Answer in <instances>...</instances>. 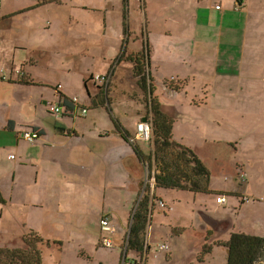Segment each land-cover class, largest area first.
I'll list each match as a JSON object with an SVG mask.
<instances>
[{
	"label": "rangeland",
	"instance_id": "obj_1",
	"mask_svg": "<svg viewBox=\"0 0 264 264\" xmlns=\"http://www.w3.org/2000/svg\"><path fill=\"white\" fill-rule=\"evenodd\" d=\"M83 0H76L82 2ZM14 6L12 0H0V12L2 16L9 14ZM33 18V17H32ZM31 25L19 17L13 25L6 22L0 24V40L9 39L4 43L6 49L0 48V71L4 69L6 74L15 65L20 69L23 64L19 59H13V53L16 52V46H45L47 49L42 53H37L38 63L36 66L27 65V70L33 75L36 81L46 82L44 87H24L9 85L7 81L0 82V194L5 201H0V248L16 249L23 245V235L30 229H36L40 232V227L44 228L43 235L51 236L53 240H59L62 243L61 250L46 249L43 255V264H129L133 260L134 255L128 254L124 259V246L126 235L129 234L131 213L134 208V202L137 199V193L132 181L122 172L127 167L125 161L121 163L120 168L117 167L115 161L125 153V150L133 153L128 145L122 146L121 149L116 148L111 143H107L109 151V159L107 154L99 156L104 159V168L99 167L97 177L90 182L87 177V171L79 164L80 159L84 155V151L80 146L71 148L70 145L75 143L82 144L86 148L92 147L93 143L99 140L91 138L93 126L103 123L106 126L112 125V121L108 119V112L102 114L95 113L91 110L87 117H63V113L57 115L53 113L52 107L59 106V98H56L57 92L52 88L56 83L66 86V94L69 98H78L83 105L89 99V93L85 88V81L88 80V89L91 95H94V84L98 88H103L105 84L96 82L89 76L90 72L106 73L99 65L97 57H93V53H85L86 57L81 56V62L84 59L89 61L87 69L77 70L74 67L80 63L74 62L72 55H82L81 48L77 41L72 42L69 50L63 53H57L55 42H58L59 36L64 32L66 27L71 31H75L71 25L61 26L50 18L44 19L42 14L34 12V19ZM50 23L52 27L46 24ZM48 23V24H49ZM17 27L19 28L17 30ZM85 29L86 26H79ZM59 35V36H58ZM44 40V41H43ZM98 37L92 35L90 42L96 43ZM95 49H90L91 51ZM41 49L37 50L40 51ZM23 52H18L20 57ZM26 56H24L25 58ZM209 66L205 68L190 69L197 75L200 91L199 100H204L205 105L193 107L195 111H200L201 121H195L192 130L185 131L190 134L185 142L204 145V163L207 161L208 167L212 170L211 186L219 192L228 189L231 186L235 190H242L248 186L240 187L235 178L230 174L231 165H226L225 159L235 161L241 167H247L248 171L254 170L257 173L263 171L264 168V114L257 115L255 112L251 114L238 113L234 110L236 100H221L216 94L225 91V87L237 88L236 81H246L245 78H262L264 69L250 68L245 65L241 71L237 65L226 66L221 60L220 67L218 62H209ZM25 68V67H24ZM156 74V72L154 71ZM3 74L0 72V77ZM241 75V76H240ZM240 76V77H239ZM8 76L6 75V78ZM218 77L222 83L215 85V78ZM239 77V78H237ZM111 82V79H110ZM136 82V81H135ZM176 84L180 82L174 80ZM233 85V87H232ZM137 86V84H136ZM138 88V86H137ZM141 92V90L138 88ZM161 90V89H160ZM107 91L106 94L110 95ZM141 92L135 93L148 103L149 112L151 104V96ZM177 93V92H175ZM193 95H180L179 99H170L174 103H178L182 108L191 100ZM140 98V99H141ZM197 98L192 99L198 101ZM118 103H122L123 111L128 108V100L119 95ZM166 103H171L164 99ZM47 103V104H45ZM105 102L103 106L105 107ZM225 104L233 110L225 109ZM241 109V106L239 107ZM164 111V109H163ZM215 111L219 113V117L223 121H219L215 117ZM80 112V111H79ZM165 112V111H164ZM166 113V112H165ZM82 116V115H81ZM150 116V115H149ZM145 115V119L149 117ZM191 119H193L191 117ZM11 122L16 124V129L10 128ZM147 122H149L147 120ZM34 124L37 128L45 130V137L31 143L26 140H20V134L32 132L28 124ZM150 123V122H149ZM150 133H152V125H150ZM35 128V127H34ZM59 128L76 129L80 137L75 139H63L59 135ZM136 130V129H135ZM176 135H181L176 129ZM193 135L194 137H191ZM65 140L67 145L64 146ZM46 141V142H44ZM221 142H231L236 144L235 153L233 147H225ZM24 144L26 146H24ZM35 144L41 145L39 150L33 148ZM20 146V147H19ZM19 149L25 156L34 159L42 156L46 160L53 161L59 159L68 168H62L67 175V180L56 179L53 176L54 162H45V168L41 170L39 167L24 164L16 172L13 170V164L10 162V155L18 157L17 162L21 163L24 156L19 155ZM217 149L218 153L213 151ZM229 152V154H228ZM230 152H232L230 154ZM148 155L149 151H145ZM221 154V156H218ZM223 157V161L218 158ZM136 165L137 160L132 158ZM132 161V162H133ZM255 162L256 166H251L250 162ZM230 161H227L229 163ZM126 165V166H125ZM56 169V170H58ZM146 174L145 186L149 185L154 188L155 180H150ZM220 170V171H219ZM37 171L40 172L37 179ZM75 171V174H74ZM126 173H135L134 169L126 168ZM219 173V175L217 174ZM15 176V183H14ZM46 178L54 180V186L46 185ZM258 181L252 176L250 184L252 189L256 187L262 190L261 185H257ZM158 196L166 197L167 202L175 209L173 212H163L165 208L159 204L164 203L158 200L154 221L152 224L151 238L153 242L164 243L169 247L167 252L159 255L158 259H154L153 253L156 248L152 249L149 255V264H226L228 251L226 248L214 245L211 253L205 256L204 262L198 261L200 257L199 243H204L209 238L203 235L200 242L197 243V237L191 233V230L203 227L210 230L212 240L228 241L232 233H237L241 229H246L250 234L264 238V208L259 212L251 214L248 207H241L236 211L231 208L229 203L238 204L235 197H224L228 202L225 209H219L216 204V198L207 194L197 196L199 200H203L206 204L205 208L200 207L199 203H194V197L189 206L185 202L175 201L172 198L171 190L159 188ZM133 198V199H132ZM171 199L173 203L169 200ZM259 205H263L262 202ZM255 206L250 210L252 211ZM185 211L183 216L179 210ZM112 214V217L108 216ZM219 214V219L226 223H231L229 231L222 230L214 225L216 223L215 215ZM178 216L179 226L187 229L181 237L171 236L170 227L173 223L169 218ZM104 218L110 219V229L113 234L103 233L101 231V222ZM113 218V221H112ZM172 220V219H171ZM53 221V223H52ZM214 222V223H213ZM176 225L177 223L174 222ZM52 225L55 228H52ZM59 225V226H57ZM111 239L112 248L104 247L105 239ZM203 240V241H201ZM209 243L211 239H208ZM152 242V241H151ZM152 244L155 246L156 244ZM149 245L150 242L148 241ZM171 250V251H170ZM171 252L173 258L168 261L166 255ZM148 264V263H147Z\"/></svg>",
	"mask_w": 264,
	"mask_h": 264
},
{
	"label": "crops",
	"instance_id": "obj_2",
	"mask_svg": "<svg viewBox=\"0 0 264 264\" xmlns=\"http://www.w3.org/2000/svg\"><path fill=\"white\" fill-rule=\"evenodd\" d=\"M12 1L14 6L9 14L2 16L5 19L3 22L8 21V23L15 25L14 22L19 17H22L28 25H31V21L34 19V12H37L42 14L44 19L50 18L51 21L56 22L60 27L64 26L66 23L67 25H71L73 28H76L75 31L72 32L70 28L66 27V29L63 30L64 32L60 36L58 35V42L54 41V47L57 48L56 52L63 53L71 51L69 50V46H71L72 42L77 41L81 46L78 50L84 52L82 55H72V59L75 60L74 62L78 63L80 61L74 68L77 70L87 69L90 65L89 61L84 59L81 62L82 58L80 57H86L85 53L91 52L94 55L93 57L95 59L97 57L98 62H100L99 66L107 72L96 74L90 72L89 76L91 78H94L96 75L110 76L111 82L109 81L108 86L104 85L103 87V92L106 93L107 90L111 92L109 101H106L105 107L98 106L96 98L101 90H99L95 84L93 86L95 90L94 95H91L83 105L88 110V114L91 110H98L94 111L98 114H102L103 111L107 113L105 110L107 109L109 111L107 113L108 119L112 121V125L106 126L103 123H98L93 126V129L90 130L93 132L91 138H97L99 142L93 143L92 147L86 148L84 145L77 143L70 145L71 148L80 146V149L84 151V155L80 159L79 164L83 167V170L87 171V177L90 182L97 177L100 171L99 167L104 168V159H101L99 156L107 154L106 159L108 160L110 158V153L107 150V143H111L118 149L125 146L120 135L114 130V123L116 122L117 125L119 124V126L127 129L128 134L134 137L137 123L143 121L145 115H150L148 103L145 102L143 98L135 95V93L139 94L141 92L138 90L133 73L129 68L132 67L134 69V65L124 63L127 61L128 57L137 56L146 51L149 52L147 65L150 70L151 78L154 80V87L156 88L155 97L159 98L166 114L175 120L174 141L177 144L192 149L202 161L205 153L204 145L197 144L196 140L193 144L188 143L185 142L184 139L190 135L185 133V131L192 130V125H195V121L200 122L202 119L200 118V111H195L192 108L205 105L203 99H198L200 97L199 90H203V88L199 87L197 75L190 69L208 67L210 65L209 62L213 60L218 62L217 67H220V61L222 60L225 63L224 65H237L236 67L239 68V70L241 69V71L244 70L245 65L250 68L262 67L264 69V0H83L82 2L66 0L62 5H45L39 8L35 7L40 0ZM48 23L49 22H47L46 25L49 28L52 27L50 23ZM83 25L86 26V28L80 29L79 26ZM18 29L17 27V30ZM92 35L98 37L96 43L90 42ZM8 39L9 37L0 40V48L6 49L4 43ZM92 48L95 49L91 51L90 49ZM39 49L41 50L37 51ZM14 50L16 52L13 53V59H19L23 64L21 68L33 78V75L26 67L27 65L32 67L37 65L38 60L36 54L46 51L47 49L45 46H16ZM18 52H23V55L18 57ZM123 54H125V59H122ZM24 56L26 57L24 58ZM15 67L16 66L13 65L10 68ZM174 80L185 84L184 90L180 93L172 92L170 89L164 88L163 86L165 81ZM244 80L246 81H236V85H238L237 88H231L229 90V88L225 87L224 92H220L216 95L219 99L224 101L228 99L236 100L234 110L242 115L251 114V112H255L257 115H263L264 74L262 78L249 77ZM36 82L46 86V82L44 81ZM218 83H222V81L216 77L215 85L217 86ZM60 85L62 86V84ZM66 89V86H62L61 91L62 94L67 96ZM183 94L187 97L191 94L193 95L191 100L197 98L198 101L196 102L193 100L192 102L189 100L188 103L184 104V106H188V108H182L178 103H174L170 100L179 99V96ZM119 95L128 100V108L125 111H123L121 106L122 103H118L117 101ZM69 99L71 100V98ZM164 99H167L171 103H166ZM59 104L60 102L58 105ZM240 106L241 109L239 108ZM225 109L233 110V108H229L227 104H225ZM77 115L82 118L88 116H83L81 111H78ZM191 117L193 119H191ZM215 117L219 119V121H223L216 111ZM28 125L29 127L37 128L32 123ZM11 126L16 129V124L14 122H11ZM61 129L75 132L76 137H80L76 129ZM176 129L181 133L179 137L176 135ZM40 130L44 133L42 137H45V130ZM59 135H61L60 141L63 139H75L65 138L61 132H59ZM21 137L23 136L21 135ZM191 137L194 136L191 135ZM229 143L231 142H221L225 147H227L226 144ZM66 145L67 141L65 140L64 146ZM24 146L26 145L24 144ZM40 147L41 145L39 144L33 146V148L37 150H39ZM213 152L214 154L218 153L217 149ZM238 152L239 151L235 150V153ZM231 153L232 152H230V154ZM19 155L25 158L21 160V163L17 162L18 157L11 159L10 155L9 159L13 164V170L15 172L19 168L24 167V164L39 167L41 170L53 167V176H55L56 179L67 180V175L63 169L58 168L60 166L68 168V166L63 164L58 158L53 161L46 160L42 156L31 159L29 156H25L20 149ZM218 156H221V154H218ZM132 158L136 159L135 154L125 150V153L115 161V164L120 168L119 166H121V163L126 160V168H134L135 173H126V168H124L122 172L134 184L135 191L138 195L134 202L136 205L139 194L145 186L146 174L144 167L138 161V165L134 162L130 164L127 163V161ZM219 159L221 162L223 161V157L218 158L217 161ZM229 161L230 162L227 163V159L224 160L226 165H231L230 174L235 178V181L237 183L241 182L238 176L240 173L244 172L247 175L246 184H248V186L243 191L235 190L229 186L228 189H224L221 192V196L224 198V194L233 193L240 195L246 194L253 198H264V168L262 172L257 173L254 170L248 171L247 167H241L231 159H229ZM45 162H54V165L45 167ZM250 163L251 166H256L255 162L251 161ZM39 174L40 172L37 171V179ZM217 174L219 175V173ZM251 176L258 181L257 185L262 186V190L258 187H256V189L251 188ZM46 185L48 187H53L54 180L46 178ZM157 192L158 191H156V195L158 199L167 204V208H165L163 212L171 214L175 209L167 202L166 197L160 196L159 198ZM199 195L202 194L193 195L190 192H177V195L175 193L172 194V198L175 199V201L179 200L185 202L186 205L189 206L193 200V196H195L193 202L199 203L200 207L205 208L206 204L203 200L197 198ZM168 200L174 204L171 199L168 198ZM227 203L228 202L221 205L216 204L219 209H225ZM239 204L233 202L229 203L231 208L236 210L241 206V204ZM253 206H255L254 209L250 211ZM157 208L158 206L155 207L152 212L148 229V241L152 249L156 248L158 244H164L160 242L154 243L153 238H151L152 224ZM248 208L249 212L253 214L256 211L259 212L263 210L264 207L263 205L255 204ZM179 211L183 216L185 215V211L181 209ZM108 216L112 217V214ZM215 217L217 220L216 223L213 222L214 225L223 222L219 219V214H216ZM169 219L174 227L184 228L178 225V216ZM174 222L177 224L175 225ZM233 226L234 225L231 224L230 228H233ZM52 228H55V226L52 225ZM40 229L44 232V228L40 227ZM222 229L225 231L228 230V228ZM196 230L204 234L210 232V230L203 227ZM241 230L246 231V229ZM127 236L128 235L125 236L123 243ZM151 241L156 245L154 246ZM197 242H200V240ZM170 251L168 254L171 257L172 254ZM172 258L173 256L171 260ZM147 263L149 264V262Z\"/></svg>",
	"mask_w": 264,
	"mask_h": 264
},
{
	"label": "trees",
	"instance_id": "obj_3",
	"mask_svg": "<svg viewBox=\"0 0 264 264\" xmlns=\"http://www.w3.org/2000/svg\"><path fill=\"white\" fill-rule=\"evenodd\" d=\"M66 0H40L35 8L45 5H62ZM5 19L0 12V23ZM148 54L143 52L137 56H130L125 61V64L134 65L133 74L138 88L141 92L151 96L150 116L147 120L152 125L153 147L147 155L143 147L133 140V137L128 134L127 129L117 125L115 122V132L120 135L121 140L131 148L135 154L136 160L146 168L147 176L150 180H155L154 188L150 185L142 190L139 194L138 202L132 211L130 219L129 238L127 240V250L124 252V259L128 254L134 255L133 260L126 263L131 264H147L151 247L148 243L147 234L150 226L152 212L156 207V202L159 200L156 191L159 188L171 190L174 192H190L193 195L207 194L213 196L217 194L210 183L209 173L200 157L189 147L177 144L174 141L173 131L175 120L168 116L162 107L159 98L155 97L156 88L154 80L151 78L148 67ZM123 54L122 59H125ZM23 69V68H22ZM22 71L23 75L17 74L16 68H12L9 73L2 69L0 72V82L7 81L9 85L24 86V87H43L42 83L36 82L27 73ZM6 75L8 76L6 78ZM109 76V75H107ZM110 77V76H109ZM91 81L93 79L91 78ZM88 80L85 81V88L88 89ZM56 83L52 88L57 92L56 98H59V106L63 109V117H74L78 111L83 110L84 105L73 103V99H69L62 94V86ZM164 88L170 89L172 92L180 93L184 90L185 84L180 82L176 84L174 81H165ZM101 94L104 88H98ZM109 92V90H107ZM91 94L89 93V98ZM98 108V107H97ZM109 112L107 109H105ZM83 115V113H82ZM84 116V115H83ZM142 122V121H140ZM138 122L137 125L140 123ZM136 125V128H137ZM12 127L11 124L9 126ZM32 132L39 135V139L44 136V133L37 128L27 127ZM59 132L65 138H76V133L59 128ZM28 133V132H26ZM26 133L20 134L24 139ZM230 147L229 144H226ZM133 160L127 161L130 164ZM134 162V161H133ZM135 163V162H134ZM134 169V168H133ZM232 194H228L231 196ZM0 201L5 203L1 194ZM186 228L170 227V235L181 237L186 233ZM192 235L199 236L198 240L206 235L211 239L209 243L207 239L204 243H199L198 248L200 257L198 261L203 263L206 255L211 253L213 246L218 245L224 247L228 251L226 264H264V238L250 234L247 230H241L237 233H232L228 241L212 240L210 233H203L196 229L191 230ZM197 240V241H198ZM203 241V240H201ZM198 243V242H197ZM62 243L53 240L50 236H44L42 232L30 229L23 235V245L20 248H0V264H43V255L46 249L61 250ZM172 257V256H171ZM169 254L166 255L168 261L171 260Z\"/></svg>",
	"mask_w": 264,
	"mask_h": 264
},
{
	"label": "built area",
	"instance_id": "obj_4",
	"mask_svg": "<svg viewBox=\"0 0 264 264\" xmlns=\"http://www.w3.org/2000/svg\"><path fill=\"white\" fill-rule=\"evenodd\" d=\"M17 74L23 75L22 71L20 69H17L16 71ZM94 80L96 82H101L103 84H108L110 81V77L107 75H96L94 77ZM59 88H61V86H59ZM77 102H79L78 98H74L73 99V103L77 104ZM52 111L53 113L60 115L63 113V109L60 106L57 107H52ZM83 115H87L88 114V110L86 108H83L82 110ZM150 124V123H149ZM151 125V124H150ZM24 139L26 141H29L31 143L36 142L37 140H39V135L35 132H28L24 135ZM133 140H135L136 142H138L144 150L150 151L153 147V135L150 133V126L148 124H146V122H140L137 125L136 128V133L133 137ZM11 159H15L14 156H11ZM161 207L163 208H167L166 205H164V203L159 204ZM170 210V209H169ZM171 211V210H170ZM101 230L104 233H109V234H113V231L110 229V219L109 218H104L101 222ZM104 247L107 248H112L113 247V243L111 241V239L107 238L104 241ZM169 250V247L165 244H158L154 253H153V257L154 259H158L159 255H161L164 252H167ZM131 264V263H129ZM145 264V263H143Z\"/></svg>",
	"mask_w": 264,
	"mask_h": 264
},
{
	"label": "bare ground",
	"instance_id": "obj_5",
	"mask_svg": "<svg viewBox=\"0 0 264 264\" xmlns=\"http://www.w3.org/2000/svg\"><path fill=\"white\" fill-rule=\"evenodd\" d=\"M146 124L149 125V122H146ZM173 134H174V131H173ZM229 146L230 147H233V150L234 151L235 150L237 151V149H236L237 147H236V144L235 143H229ZM227 161H229V159ZM202 162L205 165L206 169L208 170L209 179H210V182H211L212 170L210 169V167H208L207 161L204 163V160H203ZM238 178L241 181V182H238V183H240L239 185L241 187H244L246 185V182H247V175L243 172V173H240V175L238 176ZM243 190H245V188L242 189V190H238V191H243ZM214 191L217 193V194L213 195L217 199L216 200V203L217 204H220V205L221 204H225L226 202H225L224 198L221 196V194H222L221 192L222 191L221 192H219L217 190H214ZM228 194H230V193L224 194L223 196L224 197H235L238 200V204L239 203L241 204V206H239L238 208H241V207H251L252 205L260 204V203L264 202V198H262V197H255V198H253V197H250L249 195H246V194H241L240 195V194H233V193H231L232 194L231 196H228ZM234 210L236 211V209H234ZM224 223L225 222L217 223V225H215V226H217L218 228H228V230H226V231H229L231 223L230 224L229 223L224 224Z\"/></svg>",
	"mask_w": 264,
	"mask_h": 264
},
{
	"label": "flooded vegetation",
	"instance_id": "obj_6",
	"mask_svg": "<svg viewBox=\"0 0 264 264\" xmlns=\"http://www.w3.org/2000/svg\"><path fill=\"white\" fill-rule=\"evenodd\" d=\"M17 69V68H16ZM22 69V68H21ZM23 70V69H22ZM106 86H108V84H106ZM101 92V91H100ZM98 93V95H97V101H98V106H101V107H104L103 106V102H105L106 103V101L108 100L109 101V97H108V95L106 94V93H103V94H101V93ZM142 122H144V121H142ZM149 229V228H148ZM128 238H129V234H128V236H127V239H126V245L124 246V252L127 250V246H128V243H127V240H128ZM147 239H148V234H147Z\"/></svg>",
	"mask_w": 264,
	"mask_h": 264
},
{
	"label": "water",
	"instance_id": "obj_7",
	"mask_svg": "<svg viewBox=\"0 0 264 264\" xmlns=\"http://www.w3.org/2000/svg\"><path fill=\"white\" fill-rule=\"evenodd\" d=\"M130 68V70L132 71V73H133V68L132 67H129ZM133 77H134V74H133ZM46 104V103H45ZM144 122H147V120L146 119H144L143 120Z\"/></svg>",
	"mask_w": 264,
	"mask_h": 264
}]
</instances>
